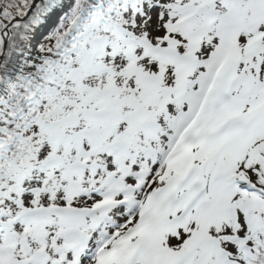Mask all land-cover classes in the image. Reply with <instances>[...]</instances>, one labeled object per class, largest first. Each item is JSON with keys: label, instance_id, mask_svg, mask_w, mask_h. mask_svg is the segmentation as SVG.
Wrapping results in <instances>:
<instances>
[{"label": "snow or ice", "instance_id": "1", "mask_svg": "<svg viewBox=\"0 0 264 264\" xmlns=\"http://www.w3.org/2000/svg\"><path fill=\"white\" fill-rule=\"evenodd\" d=\"M0 264H264V0H0Z\"/></svg>", "mask_w": 264, "mask_h": 264}]
</instances>
